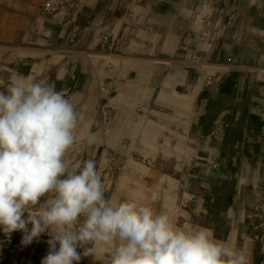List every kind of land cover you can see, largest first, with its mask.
Instances as JSON below:
<instances>
[{
    "label": "rangeland",
    "instance_id": "rangeland-1",
    "mask_svg": "<svg viewBox=\"0 0 264 264\" xmlns=\"http://www.w3.org/2000/svg\"><path fill=\"white\" fill-rule=\"evenodd\" d=\"M111 5L110 0H0V91L28 76L54 85L82 117L69 152L71 169L97 160L108 177L106 195L166 212L184 229L208 228L250 264H264V182L249 191L246 182L241 188L222 181L219 171L228 169L220 162L224 156L210 151L231 152L237 137L231 129L234 137L221 141L229 135L228 126L206 121L219 111L214 96L219 89L207 82L205 70L190 66L199 92L183 101L174 97L164 79L174 78L180 55L151 56L140 43L143 35L117 31ZM252 5L256 9V2ZM123 16L133 19V11ZM132 28L137 29L125 27ZM195 54L181 59L209 63ZM203 89L210 94L203 95ZM189 93L186 88L184 94ZM238 163L230 168L241 170ZM259 168L264 170V159ZM42 206L43 201L33 211ZM23 236L0 230V264H41L50 237L43 234L24 245ZM86 247L94 252L80 264H109L113 248Z\"/></svg>",
    "mask_w": 264,
    "mask_h": 264
},
{
    "label": "clouds",
    "instance_id": "clouds-1",
    "mask_svg": "<svg viewBox=\"0 0 264 264\" xmlns=\"http://www.w3.org/2000/svg\"><path fill=\"white\" fill-rule=\"evenodd\" d=\"M81 118L62 91L31 76L0 91L5 235L22 232L28 245L47 234L49 251L41 264H80L94 252L88 244L113 248L109 264H250L208 228L184 229L166 212L106 195L108 177L97 160L71 169L69 152Z\"/></svg>",
    "mask_w": 264,
    "mask_h": 264
},
{
    "label": "crops",
    "instance_id": "crops-1",
    "mask_svg": "<svg viewBox=\"0 0 264 264\" xmlns=\"http://www.w3.org/2000/svg\"><path fill=\"white\" fill-rule=\"evenodd\" d=\"M110 2L111 8L117 11V31L122 29L123 32L143 35L140 43L144 50H150L151 56L180 55L178 60L184 61L187 59L181 58L196 53L194 56L202 55L209 63L229 67L224 70L204 69L207 76L215 77L214 86L219 89L214 95L219 98V111L211 118H206V121L228 126L229 135L221 141L234 137L231 129L237 131L234 150L227 153L222 147L210 151L213 155L222 153L224 157L220 162H224L228 168L219 171L218 178L222 175V181L238 182L241 188L246 182L249 191L256 190L258 183L264 182V170L259 168L260 160L264 159V78L254 75L251 80L249 71L232 67L264 65V21L260 23L264 18V0ZM253 2H256V9ZM132 11L133 19L123 16V12ZM148 22L151 28L139 27L148 25ZM126 25H135L137 29L126 31ZM241 43L247 44L241 46ZM174 66V78L165 77L164 82L171 87L174 97L179 95L182 101L184 98H193L199 92L194 88L198 80L193 77L197 76H190L188 67L182 64ZM186 88H190L189 94H184ZM202 93L210 94L204 89ZM202 122L201 117L199 127H202ZM204 146L206 144L201 143V147ZM238 162H241V170L235 171L233 166L230 168L231 163L238 165Z\"/></svg>",
    "mask_w": 264,
    "mask_h": 264
},
{
    "label": "bare ground",
    "instance_id": "bare-ground-1",
    "mask_svg": "<svg viewBox=\"0 0 264 264\" xmlns=\"http://www.w3.org/2000/svg\"><path fill=\"white\" fill-rule=\"evenodd\" d=\"M150 61H154V60H150ZM163 61H166V60H163ZM186 63H184V61H180L178 64H174V65H179V64H182L183 66H186V67H190V66H193L194 68L196 66L199 67V69H206V68H214L216 70H220V69H226V68H229L228 66H224L225 64H212V63H208V64H203V62H200L198 61L197 63H191V62H188L187 60H185ZM263 63H264V60H263ZM159 64H156V66L154 67H157ZM262 66L261 67V71L256 70L255 67H259V66H255V67H249V66H234L232 67V69H237V70H247L250 72V79L253 80V76L254 75H260L261 73L264 74V65H260ZM154 67L152 68V70L154 71ZM264 76V75H263ZM264 78V77H263ZM207 82H210L211 84V87L214 86V81H215V77H211V76H207Z\"/></svg>",
    "mask_w": 264,
    "mask_h": 264
}]
</instances>
